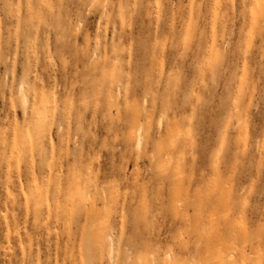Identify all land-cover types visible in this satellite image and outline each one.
Masks as SVG:
<instances>
[{"label": "rangeland", "instance_id": "rangeland-1", "mask_svg": "<svg viewBox=\"0 0 264 264\" xmlns=\"http://www.w3.org/2000/svg\"><path fill=\"white\" fill-rule=\"evenodd\" d=\"M0 264H264V0H0Z\"/></svg>", "mask_w": 264, "mask_h": 264}]
</instances>
